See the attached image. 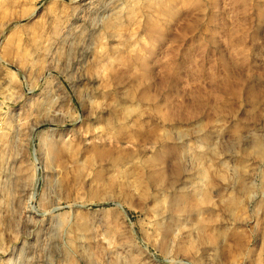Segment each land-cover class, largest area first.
<instances>
[{
  "label": "rangeland",
  "instance_id": "obj_1",
  "mask_svg": "<svg viewBox=\"0 0 264 264\" xmlns=\"http://www.w3.org/2000/svg\"><path fill=\"white\" fill-rule=\"evenodd\" d=\"M0 264H264V0H0Z\"/></svg>",
  "mask_w": 264,
  "mask_h": 264
}]
</instances>
